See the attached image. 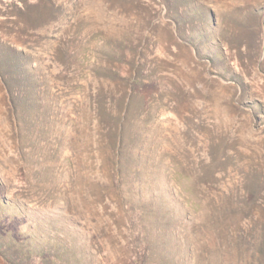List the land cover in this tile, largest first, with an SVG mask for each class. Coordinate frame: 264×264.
<instances>
[{"label":"rangeland","instance_id":"374dc122","mask_svg":"<svg viewBox=\"0 0 264 264\" xmlns=\"http://www.w3.org/2000/svg\"><path fill=\"white\" fill-rule=\"evenodd\" d=\"M132 261L264 264V0H0V264Z\"/></svg>","mask_w":264,"mask_h":264},{"label":"trees","instance_id":"16d2710c","mask_svg":"<svg viewBox=\"0 0 264 264\" xmlns=\"http://www.w3.org/2000/svg\"><path fill=\"white\" fill-rule=\"evenodd\" d=\"M115 161H116V160H115ZM117 184H118V183H117ZM118 187H119V186L116 185V188H117V189H118ZM142 258H143V257H142ZM142 262H143V261H142ZM139 263H140V262H138V261H134V262L132 261L131 264H139ZM29 264H31V263H29Z\"/></svg>","mask_w":264,"mask_h":264}]
</instances>
